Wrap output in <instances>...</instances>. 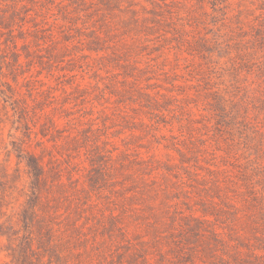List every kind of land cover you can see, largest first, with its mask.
Here are the masks:
<instances>
[{
    "label": "rangeland",
    "instance_id": "rangeland-1",
    "mask_svg": "<svg viewBox=\"0 0 264 264\" xmlns=\"http://www.w3.org/2000/svg\"><path fill=\"white\" fill-rule=\"evenodd\" d=\"M0 264H264V0H0Z\"/></svg>",
    "mask_w": 264,
    "mask_h": 264
}]
</instances>
